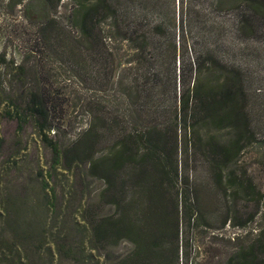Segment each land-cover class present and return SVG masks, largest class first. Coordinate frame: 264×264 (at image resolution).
I'll list each match as a JSON object with an SVG mask.
<instances>
[{
  "label": "rangeland",
  "instance_id": "obj_1",
  "mask_svg": "<svg viewBox=\"0 0 264 264\" xmlns=\"http://www.w3.org/2000/svg\"><path fill=\"white\" fill-rule=\"evenodd\" d=\"M109 2V16L97 20L102 41L96 45L74 40L78 30L72 21L83 13H75L76 0L47 9L64 47L74 54L62 62L41 39L46 2L0 0V54L8 63L0 67L2 99L20 106L29 88L38 92L54 127L47 136L60 149L79 139L94 117L105 127L96 158L113 159L121 131H135V147L146 153L151 147L146 129L175 127L176 92L191 88L196 78L207 90L235 71L247 126H219L204 118L191 121L192 132H186L181 123L177 152L175 140L167 147L178 163V179L163 182L157 163L143 166L138 157L109 189L90 174L89 163L53 168V152L37 128L1 115L0 202L19 253L15 264H118L135 245L128 239L96 243L92 225L125 214L158 236L156 247L164 255L158 264H178L174 232H163L165 219L175 229L177 206L179 263L228 264L264 230V0ZM17 66L21 76L13 72ZM199 67L206 73L200 76ZM242 133L243 148L226 164L222 150L231 149ZM145 166L153 174L149 186L139 184ZM231 180L239 189L229 186ZM185 207L191 219L182 214ZM256 251L264 264V236Z\"/></svg>",
  "mask_w": 264,
  "mask_h": 264
},
{
  "label": "trees",
  "instance_id": "obj_2",
  "mask_svg": "<svg viewBox=\"0 0 264 264\" xmlns=\"http://www.w3.org/2000/svg\"><path fill=\"white\" fill-rule=\"evenodd\" d=\"M23 1V0H22ZM46 6L44 9L45 20L40 28V35L45 48L54 55L58 60L62 62H69L73 60L69 55L70 50L64 47L62 43L61 34L56 29L53 18L50 19V15L46 13L47 9L57 5L61 0H44ZM78 9L75 13H79L82 9V16L77 15L76 21H72L73 26L78 30L77 37H74L78 45L83 43H90L93 45L100 44L102 41L98 34L97 20L100 16L107 14L112 10V6L109 0H76ZM74 52V50H73ZM8 66L7 60L3 54H0V67ZM74 68V67H73ZM22 68L17 66L13 68V72L16 71L17 75L21 76L20 70ZM201 76L204 72L202 68L196 69ZM12 72V73H13ZM16 75L13 73L12 75ZM201 80L196 78L192 87H184V91L176 92L175 100L178 105L175 108V127L173 130L169 126H160L159 128L146 129L145 134L149 135L147 140L150 142L151 147L146 150V153L140 155L136 149L137 133L135 131H121V143L119 150L115 156L110 158L109 156L96 158L95 146L98 138L104 134L105 127H99L95 118H91L88 128L85 132L74 141L70 146L65 149H60L59 146L49 139L47 133H50L54 127L52 121H50V108L42 96L36 92L33 88H29L26 91V97L22 103L25 106V113L21 110L20 106H17L12 98L2 99L0 95V116L6 115L7 119L16 120L22 127L27 124H33L37 128L41 136H44V140L48 144V147L52 150L54 155L53 168L61 166L65 170L71 169L75 165H83L89 163L90 174L92 176L103 179L108 188L112 189L118 180V174L125 169L126 166L135 167L138 157L141 158V164L147 165L151 160L157 163L160 167L158 174L161 180L167 181L174 176V180L180 176L178 163L172 160L167 147L172 145L175 140V150H178L179 144V130L180 124L183 123L185 131H191V121L197 122L202 119L210 118L214 124L222 126L223 124H231L236 129L240 126L243 128L247 126L246 115L244 108L241 106L240 96L242 94V84L239 80L237 72L229 71L222 77L218 78L215 86H209L207 90L202 87ZM4 106V113L1 108ZM195 125H193L194 127ZM171 128V129H169ZM170 130L174 135L171 140ZM172 133V134H173ZM244 133L240 134V138L232 144L231 149L222 150V157L225 163L233 159L235 154L241 151L243 148L241 142ZM170 139V140H169ZM3 138L0 134V148L2 147ZM145 169V170H144ZM143 170H140L139 184L147 185L151 179H153L152 172L146 170V166ZM230 187H237L240 185L231 180ZM242 187V186H241ZM154 188L156 185L154 184ZM185 217L191 219V214L185 207L182 211ZM179 206H177V221L175 229L171 228V220L165 219L163 224L166 227L163 232H174L172 235L176 240V250L174 256L178 264L180 260V227H179ZM123 215L120 219L112 221L111 218H101L93 226V236L96 243L106 245H117L122 239H128L135 245L134 250L126 257L121 259L118 264H158L160 258L164 255H160V250L157 249L158 236L148 231H144L137 223ZM254 217L251 218L253 220ZM264 219V215H263ZM8 224V218L5 216L4 210H2V202H0V264H15L16 257H19V253H16L13 247L12 234L6 229ZM245 227V224H241ZM174 229V230H173ZM264 236V230L260 232L259 238L251 242L247 247L242 248L239 252L233 254L228 264H259V256L256 251V243ZM264 253V252H263Z\"/></svg>",
  "mask_w": 264,
  "mask_h": 264
}]
</instances>
